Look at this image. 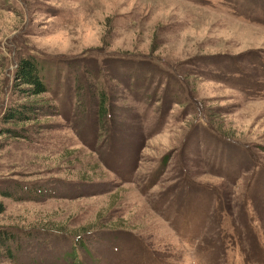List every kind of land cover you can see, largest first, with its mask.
<instances>
[{"label": "rangeland", "instance_id": "374dc122", "mask_svg": "<svg viewBox=\"0 0 264 264\" xmlns=\"http://www.w3.org/2000/svg\"><path fill=\"white\" fill-rule=\"evenodd\" d=\"M0 202V264H264V0H0Z\"/></svg>", "mask_w": 264, "mask_h": 264}, {"label": "trees", "instance_id": "16d2710c", "mask_svg": "<svg viewBox=\"0 0 264 264\" xmlns=\"http://www.w3.org/2000/svg\"><path fill=\"white\" fill-rule=\"evenodd\" d=\"M16 87H21L19 90L24 94V97H32L44 94L47 92V86L42 77V70L34 58L21 59L16 68L15 73ZM19 83V84H17ZM106 101V98L102 99ZM36 108L34 105H25L20 109H9L4 112L2 117V123L6 128L3 130L4 134L13 135L18 132V129L14 126L15 123H21L29 120L27 116H24L27 111L33 112ZM106 111L104 112V116ZM30 117V116H29ZM6 197L14 198L13 194L3 193ZM5 212V205L0 202V214ZM16 239L15 235H9L6 232L0 231V249H4L10 261L14 259L12 248L7 245L9 241ZM2 253V252H0ZM69 256V255H68ZM70 257V256H69Z\"/></svg>", "mask_w": 264, "mask_h": 264}]
</instances>
